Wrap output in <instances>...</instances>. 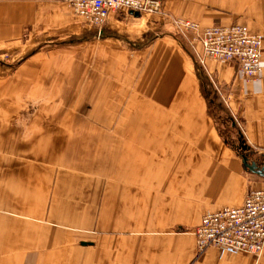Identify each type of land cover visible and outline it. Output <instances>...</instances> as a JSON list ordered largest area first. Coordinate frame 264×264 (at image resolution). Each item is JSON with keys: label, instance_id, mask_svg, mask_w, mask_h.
I'll list each match as a JSON object with an SVG mask.
<instances>
[{"label": "crops", "instance_id": "0c3cea01", "mask_svg": "<svg viewBox=\"0 0 264 264\" xmlns=\"http://www.w3.org/2000/svg\"><path fill=\"white\" fill-rule=\"evenodd\" d=\"M163 7L202 26L242 23L262 36L260 78L231 62L205 58V67L223 89L216 103L230 115L225 124L264 153V0H164ZM153 15L131 43L89 36L63 0H0V49L80 36L66 43L87 44V52L96 42L118 46L97 51L118 67L104 60L97 91L88 85L87 103L76 99L73 110L54 97L48 111L46 96L32 110L30 77L0 96V264H264V251L197 248L202 216L241 205L264 177L244 169L239 146L214 126L204 90L197 96L200 78L187 52L202 53L201 45L189 38L190 51ZM141 17L116 12L107 28Z\"/></svg>", "mask_w": 264, "mask_h": 264}, {"label": "rangeland", "instance_id": "374dc122", "mask_svg": "<svg viewBox=\"0 0 264 264\" xmlns=\"http://www.w3.org/2000/svg\"><path fill=\"white\" fill-rule=\"evenodd\" d=\"M163 10L167 12V14H161V16H163L166 20H168L171 23L172 29L174 30L173 33L176 34V36L181 40L182 44H184V46H186V48H188L191 51L190 42L188 40L190 38V41H192L191 36L187 32H184L174 22L176 19H181V20H189V19L176 17L171 13H169L168 11H166L164 7ZM142 16H143L141 17L142 19L130 18L131 20L125 21L126 22L124 24L125 28L124 25H121L122 28L124 29H120V27H118L116 29H113L112 31L107 28L108 24H106L101 35L98 33L96 29L91 28L90 25L87 24L89 26V31H88L89 36L91 34L92 35L96 34L95 35L96 37L98 36L102 37V36L114 34L117 37H120L121 39L124 40H127V37H132L133 41H129V40L127 41L131 43L137 42L134 41L136 35L135 32L141 30L145 26V24H149L150 22H152V19L154 18V15L149 13H145ZM189 21H193V20H189ZM119 30L121 31L120 33L118 32ZM157 32L161 34L162 32H164V30L161 29ZM128 34L130 36H128ZM153 34L155 33L149 32L146 35V39L152 37ZM81 38L83 37L80 36L73 39H69L67 41L72 40L71 43L76 44L78 42H81ZM67 41L48 39L46 41H42L36 44L35 41L32 40L30 47L27 46L23 47L14 44L4 45L0 49V96L1 97L7 96L9 90L16 87L19 82L25 79L23 77H30L31 93L29 97L30 99H32L31 101L32 110L40 105L39 102L41 103L43 100L41 98L42 96H46L50 102V104H47L48 111L57 107L51 101L52 100L51 98L54 97H60L64 101L65 100L70 101L68 103L65 102L64 105L72 110L76 108V105L73 104L75 103L76 99L79 100L82 97H86V103H87L89 97L87 92L88 85L96 87L95 91H97V86H99L100 83L102 82V78H99L98 73L101 74L103 70L104 60L105 63L107 62V66L110 64L109 67H112L111 69L113 68L116 69L118 67L117 58H114L113 56H111L110 58L108 56L110 53L108 52L104 53L97 51L104 46L108 49L117 48L118 46L112 43L107 45H102L96 42L94 47H90L91 50L93 48L96 50V52H87L88 50L87 44H79V45L71 46L68 45V43L70 42L66 43ZM112 42L119 43L118 41H112ZM125 42L126 41H124V43ZM202 53L199 52L198 54V52H192V51L188 53V55L192 58V60L194 58L198 62L199 67L202 70V74H203V79H199V89L197 91V96H201L204 90V93L210 97V99L208 100H211V96L214 98V104L210 105V103L208 102L209 103L208 113H210L215 119L214 126L217 129H219V131L224 135V138L228 139L230 143L233 142L237 144V146H239L238 154H240L241 157V153H245L240 147L241 145L240 137L241 135L243 136V134L238 127L236 128L237 129L236 131L234 130L230 131L231 128L230 124L227 125L225 124V122L228 119V116L230 117V115L227 114V112L225 111L222 105L216 103V99L218 98L219 95H221L220 90H222L223 92V89L219 88L220 86L219 87L217 86L216 79L213 78V76L209 75V73L206 71L205 60L212 58L203 57ZM201 59L204 60L203 63L201 62ZM194 69L197 74V69L195 67V64H194ZM261 76L262 74L259 76V78ZM93 78L94 80H92ZM142 79L143 76L142 73H140L136 82L138 81L137 83H141ZM252 79H257V78H252ZM39 80H43V83L45 84L44 93L40 97L38 94L39 93L38 89L39 87L42 88L44 86L39 85ZM108 81L109 82L113 81L112 76L108 79ZM19 87H22V85H20ZM91 89L92 88H90L89 90L91 91ZM220 108L224 109V112ZM249 153L251 160L257 161L260 165L264 163V153H260L255 149H251V147Z\"/></svg>", "mask_w": 264, "mask_h": 264}, {"label": "built area", "instance_id": "2783aa9c", "mask_svg": "<svg viewBox=\"0 0 264 264\" xmlns=\"http://www.w3.org/2000/svg\"><path fill=\"white\" fill-rule=\"evenodd\" d=\"M63 1L100 35L116 12L167 14L163 0ZM174 22L192 36L194 44L201 45L203 57L234 63L239 73L248 78H259L262 74V36L252 33L247 25L202 26L181 19ZM193 232L200 252L216 247L227 253L260 257L264 251V187L251 188L239 206H225L206 213Z\"/></svg>", "mask_w": 264, "mask_h": 264}, {"label": "water", "instance_id": "95a60500", "mask_svg": "<svg viewBox=\"0 0 264 264\" xmlns=\"http://www.w3.org/2000/svg\"><path fill=\"white\" fill-rule=\"evenodd\" d=\"M135 15L139 16L138 13H136ZM188 53H189V51H188ZM193 61H194L195 67L197 69V75L199 76L200 79H203L202 70L200 69L198 62L194 58H193ZM207 98L210 99L209 96H207ZM209 103H210V105L214 104V98L212 96H211V100H209ZM240 138H241L240 139V142H241L240 147L245 152V153H241V158L243 161L244 169L249 171V172H252L254 174H257L259 176L264 177V163L260 165L257 161L250 159V156H249L250 155V153H249L250 145L247 144L246 140L244 139V137L242 135Z\"/></svg>", "mask_w": 264, "mask_h": 264}]
</instances>
